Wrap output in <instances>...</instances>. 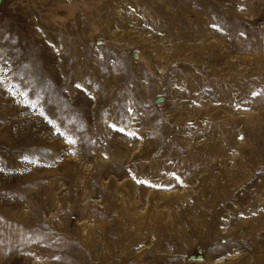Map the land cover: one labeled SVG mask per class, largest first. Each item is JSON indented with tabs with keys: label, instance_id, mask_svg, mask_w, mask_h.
Here are the masks:
<instances>
[{
	"label": "rangeland",
	"instance_id": "obj_1",
	"mask_svg": "<svg viewBox=\"0 0 264 264\" xmlns=\"http://www.w3.org/2000/svg\"><path fill=\"white\" fill-rule=\"evenodd\" d=\"M0 69V264H264V0H0Z\"/></svg>",
	"mask_w": 264,
	"mask_h": 264
},
{
	"label": "snow or ice",
	"instance_id": "obj_2",
	"mask_svg": "<svg viewBox=\"0 0 264 264\" xmlns=\"http://www.w3.org/2000/svg\"><path fill=\"white\" fill-rule=\"evenodd\" d=\"M0 71H2V69H0ZM70 142H72V141H70Z\"/></svg>",
	"mask_w": 264,
	"mask_h": 264
}]
</instances>
